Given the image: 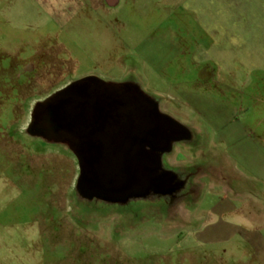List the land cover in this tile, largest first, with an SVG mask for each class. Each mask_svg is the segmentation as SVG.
<instances>
[{"label": "rangeland", "instance_id": "rangeland-1", "mask_svg": "<svg viewBox=\"0 0 264 264\" xmlns=\"http://www.w3.org/2000/svg\"><path fill=\"white\" fill-rule=\"evenodd\" d=\"M263 12L264 0L0 4V264H66L78 244L152 264L178 236L203 256L201 227L172 220L203 222L205 199L264 236ZM252 252L246 240L227 264Z\"/></svg>", "mask_w": 264, "mask_h": 264}, {"label": "crops", "instance_id": "crops-1", "mask_svg": "<svg viewBox=\"0 0 264 264\" xmlns=\"http://www.w3.org/2000/svg\"><path fill=\"white\" fill-rule=\"evenodd\" d=\"M85 3H90L94 7H98L105 3V0H84ZM209 1V0H208ZM5 0H0V4H3ZM262 13V12H261ZM211 14V13H210ZM264 14V12H263ZM182 138H187L188 135L185 131H180ZM170 165L174 168L180 165L181 162H178L175 160H170ZM224 177V175H222ZM215 183H212V185H215L217 183V179L214 180ZM213 190V189H212ZM209 192H207V195ZM213 194V193H212ZM237 196H241L242 194L237 191ZM192 197L188 199L189 204L191 202H194L192 209V212L200 211L201 205L203 204L202 200H200V197L196 190L192 192ZM199 197V198H198ZM253 201L255 199L252 198ZM187 200V199H186ZM183 201V202H186ZM206 202V209L209 212V216L205 218L203 222L200 223L199 216L195 215L194 213H190L188 217H185L186 219H179V221L172 220V223L174 225H186V222L191 224L192 226L194 223L196 226L201 227V230L197 231L195 239L198 240V238L201 239V236L203 235L205 240V253L203 256L195 255V254H187V253H181L182 246L186 247L185 245L187 243L191 242L192 237H176V240L174 239V244L172 246L171 253L164 254L161 257H157L154 259L151 263L152 264H213V256L216 257L217 260L220 261V264H227L230 258L232 259H243L244 258V247L246 244V240L248 241L249 245L251 246L252 252V264H259L261 259H264V236L260 233L257 235H252L250 238H245V235L239 231L238 226L239 224H236L232 221H229L225 219V216L230 213V203L229 200H223V199H205ZM263 202V201H262ZM259 204H261V200H259ZM188 203L186 204H180L174 206V210L178 211H185L187 208ZM255 223V222H253ZM260 229L264 228V226L259 227ZM240 232V234H239ZM95 239H97L96 236H94ZM190 240V241H189ZM100 241V240H99ZM104 246L111 247V244L108 241H103ZM93 243V241H92ZM100 243H102L100 241ZM186 243V244H185ZM94 244V243H93ZM185 244V245H183ZM240 244V245H239ZM100 245L97 244V248L93 246L90 251L83 252L82 249L85 247L81 246L80 244L77 245V251L72 254V256L69 257V254L65 257L66 264H117V263H110L108 262H102L99 261L98 257L102 256L103 253L106 252L103 248L99 247ZM214 248H217V250H220L215 255H213ZM115 249V248H114ZM128 249V248H127ZM239 250H241L240 254H238ZM158 253L157 255H159ZM156 255V256H157ZM133 257H125L124 264H133L132 263ZM72 260L71 262L69 260ZM96 260L99 261V263L96 262ZM244 260V259H243ZM240 264H245L244 261L240 262Z\"/></svg>", "mask_w": 264, "mask_h": 264}, {"label": "water", "instance_id": "water-1", "mask_svg": "<svg viewBox=\"0 0 264 264\" xmlns=\"http://www.w3.org/2000/svg\"><path fill=\"white\" fill-rule=\"evenodd\" d=\"M159 127L161 128V125H159ZM161 130V129H160ZM162 131V130H161ZM137 180V179H136ZM129 186V189H131L130 191L131 192H135V187H134V185H131V187H130V185H128Z\"/></svg>", "mask_w": 264, "mask_h": 264}]
</instances>
